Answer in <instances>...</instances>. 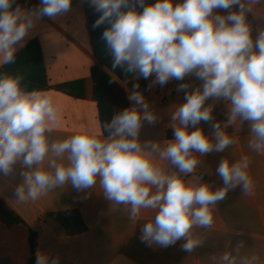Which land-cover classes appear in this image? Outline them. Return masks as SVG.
<instances>
[{
  "label": "clouds",
  "instance_id": "obj_1",
  "mask_svg": "<svg viewBox=\"0 0 264 264\" xmlns=\"http://www.w3.org/2000/svg\"><path fill=\"white\" fill-rule=\"evenodd\" d=\"M72 2L40 0L27 9L13 7L16 0H0V62L14 63L37 22L68 13ZM83 2L100 13L94 27L108 25L102 39L113 69L149 80V90L193 75L202 85L191 89L187 82L178 84L184 102L171 113L170 140H141L143 126L156 124L158 116L139 83L128 93L130 106L116 111L99 132L53 139L58 112L52 98L26 90L23 75L0 74V174L9 175L21 165L23 182L15 195L22 202L64 185L86 191L99 183L104 199L128 206L133 221L142 210L154 213L140 228L142 242L167 248L182 241V249L192 252L204 243L193 229L211 227L230 190L242 186L246 194L253 186L249 156L221 160L216 174L223 186L218 188L202 174L192 176L199 157L231 146L234 140L223 128L237 121L248 124V149L264 155V29L253 36L248 21L261 0ZM209 100L225 102V123H212L214 103L206 105ZM201 121L210 124L211 135L198 127ZM165 161L167 166L161 163ZM244 248L238 242L220 256L219 264H264L256 253L241 255ZM36 264H59V257L37 252Z\"/></svg>",
  "mask_w": 264,
  "mask_h": 264
},
{
  "label": "crops",
  "instance_id": "obj_2",
  "mask_svg": "<svg viewBox=\"0 0 264 264\" xmlns=\"http://www.w3.org/2000/svg\"><path fill=\"white\" fill-rule=\"evenodd\" d=\"M40 0L16 1L31 9L39 6ZM221 14L223 13L221 10ZM257 30L264 29V0L253 7L250 14ZM90 10L83 0H73L71 10L55 19L42 17L25 38L24 46L16 51L15 57L32 42L40 46L44 63L47 87L40 92L50 96L58 112V120L53 126L51 137L64 139L79 132H99L102 125L97 102L92 99V69L99 64L91 42L89 30ZM8 64L0 62V70ZM13 71L32 74L31 65L13 66ZM191 89L202 85L194 75L186 77ZM143 80V79H139ZM131 77L121 82L128 93L132 90ZM178 83L170 81L164 87L155 86L143 94L156 112L158 121L154 125L145 124L141 130L142 141L163 142L173 138L169 127L171 113L175 105L184 102V93L177 92ZM129 106H130V101ZM212 123L227 120L224 101L213 102ZM198 127L206 135H211L210 124L203 121ZM223 128V125H222ZM223 130L234 143L224 152L209 153L199 157L192 176L202 174L203 180L214 187H222L223 181L216 169L223 158L230 161L249 156L248 169L252 189L244 193L242 186L230 190L219 203L214 213L213 223L208 229H193V235L203 240V245L192 252L182 249V241L167 248L149 246L141 241L140 228L154 213L142 210L141 216L133 221L129 218V208L113 205L103 197L97 183L92 189L77 191L64 185L46 192L36 200L19 201L15 189L23 182L18 163L11 174H0V197L38 232L37 252L59 257V264H219L220 256L231 251L243 241L245 248L241 255L256 253L264 261V155H257L247 147L249 127L235 122ZM167 166V162H161ZM191 178V177H190ZM31 257L30 235L22 226L7 228L0 221V264H29Z\"/></svg>",
  "mask_w": 264,
  "mask_h": 264
},
{
  "label": "trees",
  "instance_id": "obj_3",
  "mask_svg": "<svg viewBox=\"0 0 264 264\" xmlns=\"http://www.w3.org/2000/svg\"><path fill=\"white\" fill-rule=\"evenodd\" d=\"M87 6L90 10L89 30L91 34L92 48L96 58L99 61V64L92 69V99L97 102L100 122L101 125H103L104 123H107L111 120L116 111L129 107L127 92L120 81L126 82L131 77H133V75L125 73L120 68H112V58L106 49L104 40L102 39V34L108 25L105 23L99 27H94L95 21L99 18L100 13H97L92 7L89 6L88 3ZM248 21L252 26L253 36H255L258 30L254 18L250 14L248 16ZM22 65H31L33 67L32 74L27 75L15 70L13 71V69H11L13 66ZM3 73H8L11 75H23V86L28 91H39L46 88V71L38 42H32L24 51L18 54L15 57L14 63L8 64L5 67V70H0V74ZM149 82V80L143 79L130 82L129 85L132 87L134 83H139V91L145 94L148 90L147 85ZM184 82L189 83L186 78L184 81H177L178 84ZM0 221L7 228L22 226L28 229L31 246V257L29 264H35L38 232L33 231L29 224L16 211L10 208L1 197Z\"/></svg>",
  "mask_w": 264,
  "mask_h": 264
},
{
  "label": "rangeland",
  "instance_id": "obj_4",
  "mask_svg": "<svg viewBox=\"0 0 264 264\" xmlns=\"http://www.w3.org/2000/svg\"><path fill=\"white\" fill-rule=\"evenodd\" d=\"M16 1H19V2L21 1V2H22V1H24V0H16ZM172 81H173V80H172Z\"/></svg>",
  "mask_w": 264,
  "mask_h": 264
}]
</instances>
